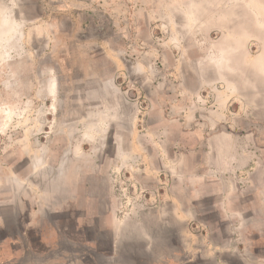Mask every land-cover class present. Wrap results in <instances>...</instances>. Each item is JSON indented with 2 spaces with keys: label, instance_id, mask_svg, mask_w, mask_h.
Instances as JSON below:
<instances>
[{
  "label": "rangeland",
  "instance_id": "rangeland-1",
  "mask_svg": "<svg viewBox=\"0 0 264 264\" xmlns=\"http://www.w3.org/2000/svg\"><path fill=\"white\" fill-rule=\"evenodd\" d=\"M228 7L264 15V0H0V195L12 196L16 179L44 187L63 169L72 190L80 176L86 208L103 206L106 192H146L142 177L165 192L194 177L204 218L226 222L217 207L245 201L264 209V179L253 181L264 165L207 166L218 133L249 128L251 151L264 159V125L251 119L255 87L236 85V74H259L209 69L260 62L255 40L200 29L201 18ZM217 142L228 160L231 141ZM31 144L40 159L67 165L32 168L21 149ZM224 190L229 198H216ZM235 256L230 264H264Z\"/></svg>",
  "mask_w": 264,
  "mask_h": 264
},
{
  "label": "crops",
  "instance_id": "crops-1",
  "mask_svg": "<svg viewBox=\"0 0 264 264\" xmlns=\"http://www.w3.org/2000/svg\"><path fill=\"white\" fill-rule=\"evenodd\" d=\"M199 22L202 31L216 29L224 38L255 40L259 46L260 62L253 66L226 63L221 69L214 65L209 69L252 70L259 74L256 80L236 74V85L242 88L254 85L252 91L260 106L251 119L264 125V15L255 11L240 13V10L231 15L228 7L220 17L209 13ZM256 134L255 128L240 132L237 137L218 133L214 137L216 143L211 145L217 158L207 166L222 167L224 173L223 168H231L233 161L238 165L254 163L256 168L258 163L264 165V159H256V153L251 151L256 148ZM221 139L231 141L228 160L223 154L225 146L217 142ZM37 147L36 150L41 145ZM34 148L32 144L21 147L32 168L46 165L58 170L67 165L65 158L54 164L50 158L40 159L33 153ZM238 151L243 152L242 158L235 160L233 155ZM260 177L264 179V176H254L253 181L260 182ZM222 178L226 184L225 176ZM77 179L72 180L77 182L72 190L70 175L62 169L56 176L41 181L44 187L37 185L27 190L28 180L16 179L13 195H0V264H230L228 259H234L235 254L239 263L264 261L260 253L264 247L261 204L252 206L245 201L237 208L217 207L228 221L214 222L203 217L209 212H199L198 192L191 187L196 185L197 178L191 177L188 183L181 181L165 192L155 182L142 177L140 184L146 192L139 191L136 195L130 191L129 195L122 193L121 196L118 191L106 192L109 200L101 206L102 210L101 207L93 209L86 208L81 201L84 197L80 176ZM260 193L257 198L262 199ZM216 194L218 199L229 198L225 190ZM121 198L129 200L126 206ZM199 226L205 232H199Z\"/></svg>",
  "mask_w": 264,
  "mask_h": 264
}]
</instances>
